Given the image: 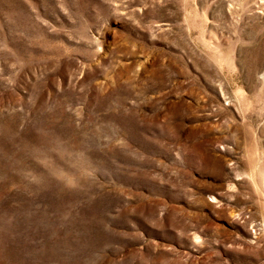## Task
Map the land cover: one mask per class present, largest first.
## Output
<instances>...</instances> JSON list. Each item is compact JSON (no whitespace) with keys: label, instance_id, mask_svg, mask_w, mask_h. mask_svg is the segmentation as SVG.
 <instances>
[{"label":"rangeland","instance_id":"1","mask_svg":"<svg viewBox=\"0 0 264 264\" xmlns=\"http://www.w3.org/2000/svg\"><path fill=\"white\" fill-rule=\"evenodd\" d=\"M0 264H264V0H0Z\"/></svg>","mask_w":264,"mask_h":264}]
</instances>
